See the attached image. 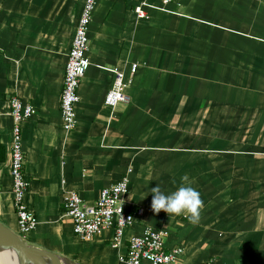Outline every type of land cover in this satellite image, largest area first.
Masks as SVG:
<instances>
[{
    "label": "crops",
    "instance_id": "obj_1",
    "mask_svg": "<svg viewBox=\"0 0 264 264\" xmlns=\"http://www.w3.org/2000/svg\"><path fill=\"white\" fill-rule=\"evenodd\" d=\"M97 0L89 66L61 124L66 54L84 0H0V221L17 231L9 175V97L33 106L21 121L26 201L37 217L24 235L74 264H123L145 226L182 245L175 264H264V0ZM132 62L138 66L130 74ZM127 101L104 104L113 70ZM187 174L204 201L199 225L151 208V189H178ZM127 176V209L145 208L112 246V228L74 234L63 206L78 191L92 204ZM175 181V183H173Z\"/></svg>",
    "mask_w": 264,
    "mask_h": 264
},
{
    "label": "built area",
    "instance_id": "obj_2",
    "mask_svg": "<svg viewBox=\"0 0 264 264\" xmlns=\"http://www.w3.org/2000/svg\"><path fill=\"white\" fill-rule=\"evenodd\" d=\"M97 0H84L78 17L74 35L66 54L62 87L60 91V115L64 130H71L76 122L75 106L79 100L78 88L88 66L89 49L88 30L93 9ZM166 1V0H165ZM145 0L134 7L138 18L147 17L143 8ZM138 63L132 62L130 74L137 69ZM126 74L121 68L113 70L111 86L104 94L103 102L115 106L118 102L127 101L125 93ZM10 115L12 118L9 175L11 178L12 203L17 215L18 233L24 235L37 225V217L26 201L28 181L23 171L24 153L22 147L21 121L30 117L32 104L24 102L17 95L9 97ZM128 191V178L123 176L118 180L100 188L97 199L92 204L83 201L78 191L65 192L63 206L72 220L74 233L83 240L91 239L104 228H112L111 245L117 246L122 240L124 229L134 221L135 214L141 215L145 208L137 206L128 210L124 199ZM169 231L164 227L145 226L141 231L131 234L124 255L120 257L123 264H175L183 252L182 245H169L166 237Z\"/></svg>",
    "mask_w": 264,
    "mask_h": 264
},
{
    "label": "clouds",
    "instance_id": "obj_3",
    "mask_svg": "<svg viewBox=\"0 0 264 264\" xmlns=\"http://www.w3.org/2000/svg\"><path fill=\"white\" fill-rule=\"evenodd\" d=\"M181 185L170 194H165L159 185L151 189V208L154 213L164 211L169 217L184 216L192 225H199L202 219L204 201L201 194L191 185L194 181L187 174L181 177ZM175 183V181H173Z\"/></svg>",
    "mask_w": 264,
    "mask_h": 264
},
{
    "label": "water",
    "instance_id": "obj_4",
    "mask_svg": "<svg viewBox=\"0 0 264 264\" xmlns=\"http://www.w3.org/2000/svg\"><path fill=\"white\" fill-rule=\"evenodd\" d=\"M0 250L12 251L18 264H74L68 257L26 239L0 221Z\"/></svg>",
    "mask_w": 264,
    "mask_h": 264
},
{
    "label": "bare ground",
    "instance_id": "obj_5",
    "mask_svg": "<svg viewBox=\"0 0 264 264\" xmlns=\"http://www.w3.org/2000/svg\"><path fill=\"white\" fill-rule=\"evenodd\" d=\"M2 251L4 253H2ZM0 264H18L12 251L0 250Z\"/></svg>",
    "mask_w": 264,
    "mask_h": 264
},
{
    "label": "rangeland",
    "instance_id": "obj_6",
    "mask_svg": "<svg viewBox=\"0 0 264 264\" xmlns=\"http://www.w3.org/2000/svg\"><path fill=\"white\" fill-rule=\"evenodd\" d=\"M16 232L18 233V230H17ZM73 232H74V231H73ZM74 234H75V233H74ZM24 235H27V234H24ZM24 235H23V236H24ZM25 239H26V241H28L27 238H25ZM2 253H4V252L2 251ZM75 264H76V263H75Z\"/></svg>",
    "mask_w": 264,
    "mask_h": 264
}]
</instances>
